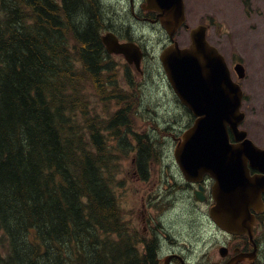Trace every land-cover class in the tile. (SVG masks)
Masks as SVG:
<instances>
[{"label":"trees","instance_id":"obj_1","mask_svg":"<svg viewBox=\"0 0 264 264\" xmlns=\"http://www.w3.org/2000/svg\"><path fill=\"white\" fill-rule=\"evenodd\" d=\"M106 18L99 0H0V264H157L117 200L127 151L107 135L124 143L130 109L88 108L87 91L105 106L128 99ZM135 138L146 178L154 144Z\"/></svg>","mask_w":264,"mask_h":264},{"label":"rangeland","instance_id":"obj_2","mask_svg":"<svg viewBox=\"0 0 264 264\" xmlns=\"http://www.w3.org/2000/svg\"><path fill=\"white\" fill-rule=\"evenodd\" d=\"M99 2L107 15L101 34L113 29L122 40L140 44L146 52L143 75L136 74L121 58L111 60V65L117 69L118 89L128 95L124 103L115 100L105 106L92 91L86 92L88 108L100 117H108L127 106L130 109L131 133L124 143L107 135L109 146L119 148L122 144L121 149L127 151L119 157V173L116 175L122 219L127 228L135 227L143 236L144 205V215L154 218L158 230L173 235L182 245L193 244L196 240L194 233H197L196 219L200 218L197 210L205 212L206 208L189 197L190 194L181 193L184 181L173 159L174 139L191 125L192 118L175 98L158 60L161 50L168 45L167 35L137 21L129 12L128 0ZM218 3L219 18L209 39L224 43L222 48L230 67L232 59L241 61L245 78L239 81L232 74L245 93L242 111L246 118L241 128L255 145L264 148V0H259L249 12L244 11L241 0H219ZM258 11L259 15H255ZM189 22L190 27H194L197 18L190 17ZM175 40L180 47L187 46L188 32L182 30ZM135 134L154 144L153 153L156 154L150 157L146 178L141 176L134 163L138 145ZM154 157L156 162L152 161Z\"/></svg>","mask_w":264,"mask_h":264},{"label":"water","instance_id":"obj_3","mask_svg":"<svg viewBox=\"0 0 264 264\" xmlns=\"http://www.w3.org/2000/svg\"><path fill=\"white\" fill-rule=\"evenodd\" d=\"M155 2L172 41L162 50L160 62L174 94L195 117L193 125L178 139L174 159L185 180L198 184V201H204L200 184L203 177L208 175L214 180L215 204L210 218L222 230L242 235L243 229L252 226L250 209L259 205L264 192V149L239 128L245 118L240 111L243 93L232 81L224 57L208 44L205 26L192 29L190 46L180 48L174 36L185 23L182 0ZM101 40L109 54L122 55L139 70L143 57L139 46L132 42L120 44L112 33ZM235 71L239 78L244 76L241 65ZM248 164L260 175L251 177Z\"/></svg>","mask_w":264,"mask_h":264},{"label":"flooded vegetation","instance_id":"obj_4","mask_svg":"<svg viewBox=\"0 0 264 264\" xmlns=\"http://www.w3.org/2000/svg\"><path fill=\"white\" fill-rule=\"evenodd\" d=\"M149 1L152 3L148 4L146 0H128L129 12L137 21L149 24L152 28L160 29L166 33L158 19L160 14L155 10L157 7L155 0ZM182 1L186 16V22L183 24L182 29L190 32L193 27H190L189 18L196 17L197 23L194 27L199 25L205 26L209 39V35L216 28V19L219 18V0ZM241 1L243 2L244 11L248 12L259 2V0ZM254 14L259 15V11ZM219 33H221L220 30ZM118 38L121 41L119 36ZM209 43L217 48L226 59L225 52H223L222 48L224 45L222 41L217 40L215 43L209 39ZM145 56L146 54H144V58ZM231 63L232 66L239 63L242 64L238 59L235 61L232 59ZM139 73L143 75L144 71H140ZM231 77L233 78V75ZM256 174H258L257 171L250 169L251 176H255ZM183 185L181 187L183 192L181 193L186 195L190 194L188 195L189 197L199 202L195 194L198 187L197 184L184 181ZM212 185L213 181L209 178L205 177L203 179L202 196L204 197V201L199 204L205 206L206 211L204 212L200 209L198 211L194 208L197 210L200 218L196 219L197 233H194V239L196 238V240L193 244L187 243V245H182L180 244V240L173 235L158 230L155 226L154 218H148L144 215L146 209L144 205L142 206L143 213L141 221L143 223V240L150 241L152 245L154 244L156 246L154 260H156L157 264H264V192L260 194L259 205H254L250 209V213L254 216L251 222L252 226L243 229L242 233L244 234L236 235L222 230L210 218V210L214 205L211 200ZM204 214H206V217ZM160 224L157 225L161 226ZM138 241L140 243L142 239ZM142 252L148 253L149 251L141 250L139 253Z\"/></svg>","mask_w":264,"mask_h":264}]
</instances>
